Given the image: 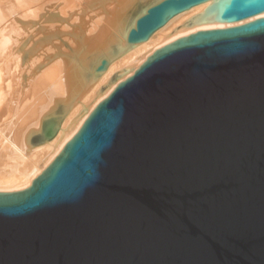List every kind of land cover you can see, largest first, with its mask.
Wrapping results in <instances>:
<instances>
[{"label": "water", "instance_id": "1", "mask_svg": "<svg viewBox=\"0 0 264 264\" xmlns=\"http://www.w3.org/2000/svg\"><path fill=\"white\" fill-rule=\"evenodd\" d=\"M206 1L154 0L128 43ZM262 12L226 0L218 18ZM0 264H264V18L156 51L0 193Z\"/></svg>", "mask_w": 264, "mask_h": 264}, {"label": "bare ground", "instance_id": "2", "mask_svg": "<svg viewBox=\"0 0 264 264\" xmlns=\"http://www.w3.org/2000/svg\"><path fill=\"white\" fill-rule=\"evenodd\" d=\"M153 1L0 0V193L31 187L98 105L156 51L200 31L264 18L262 12L225 22L218 9L226 0H208L129 44Z\"/></svg>", "mask_w": 264, "mask_h": 264}]
</instances>
